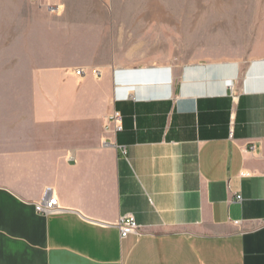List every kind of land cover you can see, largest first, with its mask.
I'll use <instances>...</instances> for the list:
<instances>
[{
    "label": "crops",
    "instance_id": "obj_1",
    "mask_svg": "<svg viewBox=\"0 0 264 264\" xmlns=\"http://www.w3.org/2000/svg\"><path fill=\"white\" fill-rule=\"evenodd\" d=\"M15 6L0 264H264V39L209 57L164 35L160 3ZM46 188L59 209L40 214ZM126 215L140 232L121 238Z\"/></svg>",
    "mask_w": 264,
    "mask_h": 264
},
{
    "label": "rangeland",
    "instance_id": "obj_2",
    "mask_svg": "<svg viewBox=\"0 0 264 264\" xmlns=\"http://www.w3.org/2000/svg\"><path fill=\"white\" fill-rule=\"evenodd\" d=\"M27 0H0V66L11 50L12 4ZM40 4L44 0H28ZM131 3L162 4L164 35H190L195 48L209 57L243 56L252 42L264 39V0H124ZM161 7V8H162ZM51 9L50 6H48ZM15 13V18L17 13ZM191 44V43H190ZM167 44L164 43V47ZM169 45V44H168Z\"/></svg>",
    "mask_w": 264,
    "mask_h": 264
},
{
    "label": "built area",
    "instance_id": "obj_3",
    "mask_svg": "<svg viewBox=\"0 0 264 264\" xmlns=\"http://www.w3.org/2000/svg\"><path fill=\"white\" fill-rule=\"evenodd\" d=\"M84 74L83 69L77 68L74 70V75L73 76H81ZM235 98L236 96L233 95ZM109 129L111 132H116L121 129V117L118 113H111L109 117ZM254 147L250 146V150H253ZM240 196H236V199L239 200ZM57 199L51 194V189L46 188V190L43 193V197L41 200L36 202L33 206L35 211L40 214H49L52 213L59 208L56 206L57 205ZM116 227L118 228L119 236L121 238L127 237L128 235L131 234H139V226L134 220L131 215H126V216H121L117 222H116Z\"/></svg>",
    "mask_w": 264,
    "mask_h": 264
}]
</instances>
